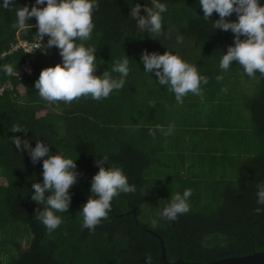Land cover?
I'll return each mask as SVG.
<instances>
[{
    "label": "trees",
    "instance_id": "trees-1",
    "mask_svg": "<svg viewBox=\"0 0 264 264\" xmlns=\"http://www.w3.org/2000/svg\"><path fill=\"white\" fill-rule=\"evenodd\" d=\"M161 2L167 5L164 34L152 38L140 33L129 15L134 4L143 6L148 0H97L93 32L77 43L96 49L95 75L111 73L125 56L130 68L123 88L106 99L82 96L50 105L39 96L34 81L40 71L61 63L58 49L47 47V35L30 74L0 71V86L8 84L0 92V264H144L146 254L157 264L160 242L147 229L160 236L169 261L207 262L264 251V213L254 212L256 186L264 183V77L257 71L254 90L240 91L235 98L238 84L251 77L235 61L227 71L219 69L234 34L212 27L219 19L215 11L205 21L198 0ZM33 4L13 0L9 9H0V66L17 70L24 52L9 53L11 45L35 39L34 17L26 21L31 28L15 26L16 9L27 5L30 10ZM145 50L168 51L195 65L208 78L200 86L202 95L189 92L177 104L167 86L143 71L140 54ZM217 75L223 79L217 81ZM170 124L174 130L169 136L148 134L156 125L167 130ZM13 126L26 133H13ZM14 136L29 140L31 147L41 141L52 155L75 159L78 175L69 189L70 205L57 213L62 224L51 233L35 218L43 206L31 199L32 183L43 180L42 160L33 164L26 150L16 149ZM105 155L137 191L114 197L108 218L89 233L81 229L79 211L92 195L95 162ZM186 188L192 189L190 211L175 221L159 219L171 195ZM18 228L28 236L23 249L16 240L22 235Z\"/></svg>",
    "mask_w": 264,
    "mask_h": 264
},
{
    "label": "clouds",
    "instance_id": "clouds-1",
    "mask_svg": "<svg viewBox=\"0 0 264 264\" xmlns=\"http://www.w3.org/2000/svg\"><path fill=\"white\" fill-rule=\"evenodd\" d=\"M126 2L131 4L132 0ZM96 3L97 0H34L30 10L27 5L16 9L15 26L20 30L31 28L32 25L26 21L34 17L40 40L47 35V47L55 46L61 57V63L42 69L34 81L39 96L50 105L58 101L68 104L82 96L99 101L108 98L114 90H120L125 84L130 71L128 57L114 63L111 73L118 74L117 77L108 71L95 75L96 49L77 43L78 40L87 41L93 32L92 13ZM198 3L205 21L214 11L219 15V19L213 21L214 29L230 30L234 34L233 44L227 47L219 61V69L227 71L231 62L235 61L248 77L257 71L264 77V3L261 0H198ZM12 4L13 0H0V9H9ZM41 5L43 7H37ZM141 7L143 15L140 14ZM166 11L167 5L161 0H148L143 6L134 4L129 15L140 33L146 32L155 38L164 34L162 14ZM232 13L237 17L235 22L225 19ZM242 36L244 39H241ZM32 51L30 49L28 52ZM140 62L145 73L154 74L158 85L167 86L177 104H182L183 97L189 92L201 96L200 86L208 83V78L201 75L195 65L184 61L178 54L145 50L140 54ZM0 71L9 76L14 72L17 74L16 69L7 64L0 66ZM216 79L221 81L223 76L217 75ZM7 87V83L0 86V92ZM221 91L226 93L227 89L222 88ZM173 130L174 125L171 124L167 130L156 125L155 131L149 129L148 134L155 136L158 131L169 136ZM11 131L26 133L20 126H13ZM12 143L17 150H26L33 164L42 160L43 180L42 183H32L34 192L31 199L43 206L35 218L51 233L62 224V218L57 213H65L70 205L69 189L77 183L78 175L75 159L61 154L52 155L48 144L41 141H36L35 147H31L29 140L14 136ZM95 163L98 171L91 178L89 191L92 195L79 211L81 229H87L89 233L95 231L101 220L108 218L114 197L137 191L136 186L129 183L122 168L109 165L108 156H101ZM46 192L49 194L45 195ZM191 195L190 188L184 189L182 194L177 192L171 195L169 202L159 212V219L175 221L178 216L187 214ZM255 200L258 205L254 209L255 214L264 213V183L257 184ZM156 222L153 220L154 224ZM144 264H154L150 254L144 256Z\"/></svg>",
    "mask_w": 264,
    "mask_h": 264
},
{
    "label": "water",
    "instance_id": "water-1",
    "mask_svg": "<svg viewBox=\"0 0 264 264\" xmlns=\"http://www.w3.org/2000/svg\"><path fill=\"white\" fill-rule=\"evenodd\" d=\"M228 18L236 21V14L232 13L228 16ZM135 217V211H131ZM150 233L156 236L160 242V254L158 257L157 264H264V251L253 252L251 254L242 255V256H228L224 258L214 259L207 262H188L183 261L182 259H176L174 261H169L165 255V248L162 243V239L160 236L153 232L150 229H147Z\"/></svg>",
    "mask_w": 264,
    "mask_h": 264
},
{
    "label": "built area",
    "instance_id": "built-area-1",
    "mask_svg": "<svg viewBox=\"0 0 264 264\" xmlns=\"http://www.w3.org/2000/svg\"><path fill=\"white\" fill-rule=\"evenodd\" d=\"M43 39L44 36L42 40ZM42 40H40V37L37 33L35 39L32 41L19 40L17 43L11 45V48L8 51L9 53L17 49H21L24 52V59L19 68L16 70L17 74H30L32 72V62L40 52ZM30 49H32L33 51L28 52Z\"/></svg>",
    "mask_w": 264,
    "mask_h": 264
},
{
    "label": "rangeland",
    "instance_id": "rangeland-1",
    "mask_svg": "<svg viewBox=\"0 0 264 264\" xmlns=\"http://www.w3.org/2000/svg\"><path fill=\"white\" fill-rule=\"evenodd\" d=\"M240 78L243 79L242 77H240ZM17 89L21 95L24 93V87L23 86L19 85V86H17ZM253 90H254V83H253V78L251 77V79L248 80L247 82L241 81V83L238 84V86L236 87V89L234 90L232 95L235 96V98H236V97H238V93L240 91L244 92L245 94H250V92ZM1 183H4V179L0 176V184ZM16 233L22 234L19 237L15 234V237H18V238H16V240L18 241L20 248H22V249L25 248L28 236L26 235V233L21 231V229H19V228L17 229ZM29 234L30 233H28V235ZM8 246H10V244H8Z\"/></svg>",
    "mask_w": 264,
    "mask_h": 264
}]
</instances>
